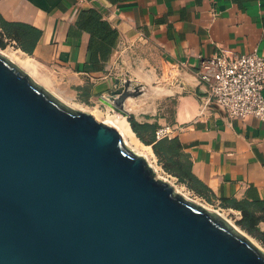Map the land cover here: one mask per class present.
Returning a JSON list of instances; mask_svg holds the SVG:
<instances>
[{"label":"water","instance_id":"water-1","mask_svg":"<svg viewBox=\"0 0 264 264\" xmlns=\"http://www.w3.org/2000/svg\"><path fill=\"white\" fill-rule=\"evenodd\" d=\"M138 93L118 78L103 98L127 119ZM155 173L116 127L0 52V264H264L240 229Z\"/></svg>","mask_w":264,"mask_h":264},{"label":"crops","instance_id":"crops-1","mask_svg":"<svg viewBox=\"0 0 264 264\" xmlns=\"http://www.w3.org/2000/svg\"><path fill=\"white\" fill-rule=\"evenodd\" d=\"M0 15L40 30L30 54L17 49L26 56L17 64L40 84L31 70L47 67L111 111L104 95L116 79L129 80L139 93L125 100L127 117L173 124L192 174L215 197L264 200V121L230 119L214 103L205 105L197 79L201 57L254 48L264 54V0H0ZM98 21L116 30L113 42L93 38L89 27ZM156 79L166 82L153 85ZM159 91L174 99L169 112L161 103L137 107ZM259 225L264 229V221Z\"/></svg>","mask_w":264,"mask_h":264},{"label":"trees","instance_id":"trees-1","mask_svg":"<svg viewBox=\"0 0 264 264\" xmlns=\"http://www.w3.org/2000/svg\"><path fill=\"white\" fill-rule=\"evenodd\" d=\"M89 14L97 18L94 11ZM90 32L94 38H107L113 42L117 33L115 29L109 28L108 24L98 21L96 24H90ZM40 30L18 22H9L0 15V46L4 47L6 41H12L24 52L30 54L33 51ZM92 46V40H91ZM90 46V47H91ZM127 120L136 134V136L145 144H151L157 162L162 168L170 174L177 177L178 180L187 183L192 189L203 196L214 197L225 207H231L239 210L240 216L236 222L248 231L255 234L264 242V229L260 228V221H264V200L246 198L237 199L235 197H215L214 193L203 182L196 178L191 172V161L189 155L182 150V145L177 136L163 137L155 139L154 131L157 127L154 123L139 122L132 114Z\"/></svg>","mask_w":264,"mask_h":264},{"label":"built area","instance_id":"built-area-1","mask_svg":"<svg viewBox=\"0 0 264 264\" xmlns=\"http://www.w3.org/2000/svg\"><path fill=\"white\" fill-rule=\"evenodd\" d=\"M197 79L204 90V104L214 103L230 119L252 115L264 121V54L256 48L238 55L220 50L200 59ZM171 123L157 126L155 139L171 137Z\"/></svg>","mask_w":264,"mask_h":264},{"label":"rangeland","instance_id":"rangeland-1","mask_svg":"<svg viewBox=\"0 0 264 264\" xmlns=\"http://www.w3.org/2000/svg\"><path fill=\"white\" fill-rule=\"evenodd\" d=\"M6 45L4 47L0 46V52L7 55L9 58H11L16 63H20L15 57L14 52H16L18 55H20L21 58H26L25 54L18 51V47L16 44L12 41L7 40ZM18 63V64H19ZM20 65V64H19ZM133 66L136 67L134 64ZM138 66H140L138 64ZM24 68H28V66H24ZM34 71V75H37L36 77L39 79V81L45 85V87L55 94L57 97L68 103L69 105L83 111H94L96 114V118L98 120H105L107 113H114L113 111H109L104 105L100 107L97 105L96 102L86 101L85 97H80L78 94L75 93L74 89L71 88L65 80L55 76V74H51L54 76V78L51 77V75L48 73L47 67H41L39 70H31ZM52 73V71H51ZM139 80L136 81L138 83ZM166 81H162L161 79H156L153 81V85H158L165 83ZM140 98V97H139ZM132 101V100H129ZM173 97L169 96L167 94L162 92H157L152 101L139 99V103L137 107H142L146 103H153L156 106H159L160 103L164 105V109L169 112L172 109L173 105ZM133 103V101H132ZM145 144V143H144ZM130 146V145H129ZM131 147V146H130ZM134 149V148H133ZM135 150V149H134ZM140 154H142L139 150H136ZM143 155V154H142ZM144 156V155H143ZM145 157V156H144ZM147 159V162L153 167V170L156 172L155 174L158 177H161L163 179L168 180L176 189L179 188L177 191L181 193L183 196L194 200L195 202L207 207L208 209L217 211L220 215H222L229 223H231L233 226L237 227V229H240L247 237H249L254 243H256L263 251H264V242L260 240L255 234L249 233L236 222V220L239 218V214L235 212L234 210H231L229 207L223 206L217 199L214 197H207L199 194L194 189H192L187 183L180 181L177 179L176 176L170 174L169 172L165 171L162 166L157 162V158L154 157V155H150ZM181 190V191H180Z\"/></svg>","mask_w":264,"mask_h":264},{"label":"bare ground","instance_id":"bare-ground-1","mask_svg":"<svg viewBox=\"0 0 264 264\" xmlns=\"http://www.w3.org/2000/svg\"><path fill=\"white\" fill-rule=\"evenodd\" d=\"M17 52V51H16ZM16 52H14V57L18 60H20V55H18ZM115 104V103H114ZM117 105V104H115ZM93 115L96 116L94 111H91ZM105 121L112 124L114 127L118 129V131L122 134L124 137L126 143L130 145L135 150H139L145 157H149L152 155V150L149 145L144 144L134 133L132 128L129 125L128 120L124 117V115L114 112V113H107ZM178 190L179 188L176 187ZM181 191V190H180Z\"/></svg>","mask_w":264,"mask_h":264}]
</instances>
